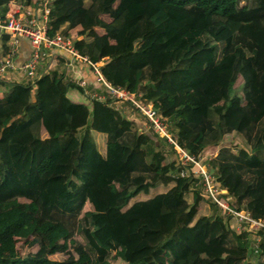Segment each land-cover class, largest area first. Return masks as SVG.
Segmentation results:
<instances>
[{"label": "trees", "instance_id": "16d2710c", "mask_svg": "<svg viewBox=\"0 0 264 264\" xmlns=\"http://www.w3.org/2000/svg\"><path fill=\"white\" fill-rule=\"evenodd\" d=\"M11 2L33 4L0 0V18ZM48 34L152 102L231 206L264 220V0H56ZM72 90L57 71L34 89L0 79V264H264V235L254 254L171 146ZM33 219L42 231L11 258Z\"/></svg>", "mask_w": 264, "mask_h": 264}, {"label": "built area", "instance_id": "2783aa9c", "mask_svg": "<svg viewBox=\"0 0 264 264\" xmlns=\"http://www.w3.org/2000/svg\"><path fill=\"white\" fill-rule=\"evenodd\" d=\"M55 1L33 0L32 5L21 2H11L8 5L6 15L0 18V31L8 39L7 51L0 57V79L11 71L19 70L29 84L34 87L39 78L38 68L46 52H55L64 56L66 67L73 70L74 73L75 70L78 73L77 66H85L92 72L95 76V82L99 83L105 92L104 96L94 93L90 97L97 98L103 103L109 102L116 109L119 106L130 109L133 117L140 118L136 120L140 125L139 130L149 131L155 138L163 140L171 146L179 158L178 173H180V169H183L186 172L190 171L191 174L199 178L200 182H197V185H201L203 188L201 194L223 212V215L229 219L231 229L236 233L245 232L252 236L251 240L254 243L249 242V244L254 254L257 253L264 235V220H257L249 212L237 211L231 206V199L227 197L226 190L217 184L215 173L206 169L209 166L203 163L205 157L195 158L182 149L174 139L167 120L155 110L152 102H146L142 98V94H133L106 81L101 71L103 65H98L100 62L94 63L88 57L82 56L69 38H64L60 34L49 36V15ZM22 40H27L31 54L24 63L18 65L16 58ZM72 83L87 92L89 84L82 77L77 76ZM232 220L236 222V228L232 227Z\"/></svg>", "mask_w": 264, "mask_h": 264}, {"label": "crops", "instance_id": "0c3cea01", "mask_svg": "<svg viewBox=\"0 0 264 264\" xmlns=\"http://www.w3.org/2000/svg\"><path fill=\"white\" fill-rule=\"evenodd\" d=\"M6 36L2 34L0 31V57L7 51V41L5 40ZM6 48V50H4ZM31 54V48L27 42V40H22L20 49L16 58V62L19 64L24 63ZM64 56L60 55L59 53L55 52H46V55L42 58V62L40 64V67L38 68V75L44 74V73H53L54 71H57L59 74L64 75L66 80L73 81L77 76L82 77L87 81L89 84V87L86 91H77L72 90L68 93V96L71 100L77 101V102H84L89 104V100L91 99L90 95L92 94H98L100 96H104L105 92L103 88H101V85L97 82H95V76L92 74V72L87 69L85 66L80 65L77 66L78 73L75 70V73L70 68L66 67V61L63 59ZM102 64V62H100ZM7 82L16 83L19 85H29L28 80L23 76L19 70L11 71L8 75L5 76ZM34 89V87H32ZM34 127H32V132L34 133Z\"/></svg>", "mask_w": 264, "mask_h": 264}, {"label": "rangeland", "instance_id": "374dc122", "mask_svg": "<svg viewBox=\"0 0 264 264\" xmlns=\"http://www.w3.org/2000/svg\"><path fill=\"white\" fill-rule=\"evenodd\" d=\"M158 20H159V18H155L154 19V22H157ZM98 65H101L102 66L103 63L102 64L99 63ZM118 109L121 110L123 112L124 116H126L130 120L136 121L137 119H140L137 116L133 117L132 114H131V110L128 109V108H126V107H124V106H121V107L119 106ZM52 124L53 123H49V121L46 120V125L49 126V129L50 130L48 129V131H47L46 128L44 127V125L41 123V125H38V126L34 127V129H33L34 130V133L36 135H38V136L40 135L41 138H46L54 130V129L53 130L51 129L52 128ZM53 127H54V124H53ZM58 128H59L60 132L65 131L66 130L65 129L66 128V123H64V122H62V124L59 123L58 124ZM55 131L56 130H54V132ZM229 149L232 152H236V151L240 150L241 148L239 146H235V147L233 146L232 148H229ZM206 169H209V168H206ZM180 170H183V169H180ZM178 174L180 176V173H178ZM185 174H186V171L183 170V174L181 176L184 177ZM196 178H198V177H196ZM197 182L198 183L200 182L199 178L197 179ZM197 189L200 192H203V188H202L201 185L197 186ZM186 199H187L188 202L191 201L189 195H186ZM235 223L236 222L234 220H232V227L233 228H236V224ZM35 231H42V227H41V225L39 224V222L37 220L33 219V220H31L28 223V226L24 230L20 231L19 233H17L16 235H14L12 237V239L10 240V253H9L11 258H18L19 256L22 255V253H21L22 251H21L20 246L23 245V244L24 245H30L34 241L33 238L31 237V233L32 232H35ZM251 239H252V236L247 235V241L252 244L254 242ZM86 260H87V256L86 255H83V257L81 258V260L79 262L75 263V264H85L84 262ZM53 262L54 261L51 262L50 260L49 261L48 260H46V261L44 260V261H41L40 264H56V263H53ZM184 264H188V263L185 262Z\"/></svg>", "mask_w": 264, "mask_h": 264}, {"label": "bare ground", "instance_id": "6f19581e", "mask_svg": "<svg viewBox=\"0 0 264 264\" xmlns=\"http://www.w3.org/2000/svg\"><path fill=\"white\" fill-rule=\"evenodd\" d=\"M181 174H183V170L181 171Z\"/></svg>", "mask_w": 264, "mask_h": 264}]
</instances>
